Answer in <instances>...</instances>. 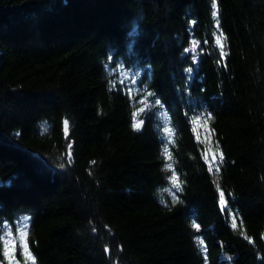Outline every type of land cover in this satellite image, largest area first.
Wrapping results in <instances>:
<instances>
[{
	"label": "trees",
	"instance_id": "trees-1",
	"mask_svg": "<svg viewBox=\"0 0 264 264\" xmlns=\"http://www.w3.org/2000/svg\"><path fill=\"white\" fill-rule=\"evenodd\" d=\"M21 216L35 264H264V0H0V259Z\"/></svg>",
	"mask_w": 264,
	"mask_h": 264
},
{
	"label": "rangeland",
	"instance_id": "rangeland-1",
	"mask_svg": "<svg viewBox=\"0 0 264 264\" xmlns=\"http://www.w3.org/2000/svg\"><path fill=\"white\" fill-rule=\"evenodd\" d=\"M121 81H127L132 79L135 81L134 72H122ZM136 90V86H134ZM28 227V217L21 216L15 219L12 224H5L4 230L1 234L2 241V256L0 264H19L20 259L30 258L27 244H26V232ZM5 251L8 252V256H5Z\"/></svg>",
	"mask_w": 264,
	"mask_h": 264
},
{
	"label": "snow or ice",
	"instance_id": "snow-or-ice-1",
	"mask_svg": "<svg viewBox=\"0 0 264 264\" xmlns=\"http://www.w3.org/2000/svg\"><path fill=\"white\" fill-rule=\"evenodd\" d=\"M213 7H215V3H213ZM213 15L215 16V15H217V13L216 12H213ZM217 26H218V21H217ZM217 43H220V41H219V38L217 39ZM195 47H196V42H193V47L191 48V49H185V52H189V51H195ZM187 71L189 72V74L191 73V71H192V69L191 68H189V69H187ZM155 103L156 104H160V101L159 100H156L155 101ZM142 123H143V121H139V122H136V123H134L133 124V127L136 129V130H140V128H141V126H142ZM63 125H64V131L67 133L68 132V125H69V121L66 119V120H64L63 121ZM69 150L71 149V144H69ZM70 155H71V153L69 152V157H70ZM93 163H95V162H93ZM168 167L170 168L171 167V165H168ZM170 179H171V181H172V183H173V188L174 189H176V190H181L182 191V188H181V185H180V183L178 182V178H177V176H176V174H175V172H173V174H172V176L170 177ZM174 195H175V193H174ZM220 198H221V202H222V204L225 206V207H227V205H226V202H225V194H224V192H221L220 193ZM235 217H233V224H232V227L233 228H236L237 227V225H236V223H235ZM195 229H197V230H199V225L198 224H196L195 222L193 223V225H192ZM198 239V243L202 246L203 245V240L202 239H199V238H197ZM250 239V238H249ZM5 256L7 257L8 256V252L7 251H5ZM29 256H30V258L33 260V264H35V258L34 257H31V254H29Z\"/></svg>",
	"mask_w": 264,
	"mask_h": 264
}]
</instances>
